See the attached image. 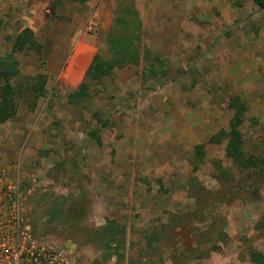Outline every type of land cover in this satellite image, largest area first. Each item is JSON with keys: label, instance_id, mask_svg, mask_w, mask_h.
<instances>
[{"label": "rangeland", "instance_id": "obj_1", "mask_svg": "<svg viewBox=\"0 0 264 264\" xmlns=\"http://www.w3.org/2000/svg\"><path fill=\"white\" fill-rule=\"evenodd\" d=\"M169 1L0 0V57L29 28L41 52L16 53L18 68L46 75L35 106L24 88L15 115L0 124V196L6 182L21 193L32 240L61 251L60 264H180L174 249L193 228L197 241L181 264H252L249 248L264 254V180L247 187L253 175L237 174L224 156L226 137L208 141L232 127L238 96L245 150L264 154V12L251 0ZM139 16L150 61L141 53L120 64L106 38L130 35ZM81 46L82 62L89 49L109 73L86 79V96L74 102L83 75L71 83L66 69ZM214 160L232 180L216 179ZM199 202L211 216L188 215ZM107 220L125 229L120 261H103L92 243ZM160 224L170 228L164 237Z\"/></svg>", "mask_w": 264, "mask_h": 264}, {"label": "trees", "instance_id": "obj_2", "mask_svg": "<svg viewBox=\"0 0 264 264\" xmlns=\"http://www.w3.org/2000/svg\"><path fill=\"white\" fill-rule=\"evenodd\" d=\"M254 5L262 10L264 9V0H251ZM136 13L135 9H132ZM137 17V16H136ZM120 22L128 23L129 20L121 17ZM141 29L140 21L136 22V28L128 36H122L114 32V30L108 33L106 38L108 51L111 53L112 58L120 63H136L137 58L141 57L145 62L150 61L151 54L149 50L143 47L142 51L140 48V36L139 32ZM32 51L39 54L41 52V44L38 43L33 31L29 28H24L19 31L13 38L11 44L10 53L0 57V124L10 120L16 113L17 109V99L23 93V89L26 88L28 95L31 98L30 106L33 108L35 106L36 100L42 96L45 92L46 75L37 72L34 75H23L21 74L18 64L19 61L16 58V53H24ZM108 68V67H107ZM105 67L102 58L95 54L89 63L85 73L84 79L78 86L69 94V99L78 102L87 94V89L89 88V82L98 81L103 76L108 74V70ZM149 70L150 67H149ZM152 71V70H151ZM162 72V74H164ZM89 80V82L87 80ZM234 116L233 125L227 133L219 131L218 133L210 136L209 142L219 143L222 138L226 137V144L224 147V156L230 159L233 167L235 168L237 174L243 175L251 172L253 175L252 182L247 186H252L253 182H259L264 180V154H249L245 150L243 135L240 132L238 125L242 123L241 110L244 109L243 103L240 101L238 96L233 98ZM103 126L106 125L105 122L102 123ZM91 136L96 140L97 144H100V139L98 134L91 133ZM203 150L199 149L195 153L196 161L192 167V171L195 172L198 169V162L203 157ZM213 166L216 170V179L230 181L233 179V173L227 168H223L219 160L213 161ZM231 172V173H230ZM204 191V188L201 187ZM255 193L256 189L253 188ZM213 198V201H215ZM218 202L221 203L222 200L217 198ZM210 200V198L208 199ZM206 202L198 203L195 206L193 213L196 219L206 218L205 216H211V210L206 211ZM161 235H166L169 231V226L167 224H160L158 226ZM198 229H188L181 232V242L179 247L174 249L177 257L179 258L180 264L189 258L192 254L194 246L191 245L194 241L189 240L194 239L196 231ZM157 232H153L147 241L148 247L152 244V240H157ZM92 243L96 245L99 249L103 251L102 260L106 261L112 256H115L117 261L122 260L123 254L120 252V248H124L125 244V229L124 226L117 223L114 220H107L104 226L97 228L92 233ZM193 241V242H192ZM186 245V248L184 246ZM179 249V250H178ZM182 249V250H181ZM217 246H212L211 250H218ZM181 250V251H180ZM180 251V252H179ZM248 260L252 264H264V254L254 248L248 249ZM200 255V254H199ZM198 255V256H199ZM132 264V263H131ZM143 264V263H138Z\"/></svg>", "mask_w": 264, "mask_h": 264}, {"label": "built area", "instance_id": "obj_3", "mask_svg": "<svg viewBox=\"0 0 264 264\" xmlns=\"http://www.w3.org/2000/svg\"><path fill=\"white\" fill-rule=\"evenodd\" d=\"M6 183V192L0 196V264H60L61 251L32 240L21 193Z\"/></svg>", "mask_w": 264, "mask_h": 264}, {"label": "crops", "instance_id": "obj_4", "mask_svg": "<svg viewBox=\"0 0 264 264\" xmlns=\"http://www.w3.org/2000/svg\"><path fill=\"white\" fill-rule=\"evenodd\" d=\"M181 3V0H176L174 3L172 2H168L167 4H175V3ZM261 11L264 12V9H262ZM139 21L141 24V30L144 27V19H140L139 16ZM85 47L81 46L78 49H76L73 53H71V55L69 56V60H68V65H67V69H66V77L69 81H71V83H74L78 80V78H80L81 74L83 75L82 80L84 79V73L89 65V63L91 62L94 54H91L90 50H87V58L85 60V62H82L83 59V54L85 52ZM81 82V81H80Z\"/></svg>", "mask_w": 264, "mask_h": 264}]
</instances>
